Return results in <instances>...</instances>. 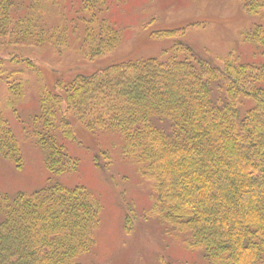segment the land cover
Listing matches in <instances>:
<instances>
[{
    "label": "trees",
    "instance_id": "16d2710c",
    "mask_svg": "<svg viewBox=\"0 0 264 264\" xmlns=\"http://www.w3.org/2000/svg\"><path fill=\"white\" fill-rule=\"evenodd\" d=\"M240 1L247 13L264 5ZM58 6V0H0V52L13 44L63 47L73 34L72 46L93 59L118 44V30L99 15L105 0H82L71 23ZM247 37L264 48L261 25ZM11 56L7 62L21 61ZM7 62L0 57V80L14 107L22 84L19 68ZM39 105L31 135L50 172L76 169L57 140L59 132L74 136L71 116L88 131L118 132L121 154L151 183L148 211L163 236L199 264H264V63H244L234 53L199 55L177 42L164 58L58 80L56 90L41 89ZM0 155L20 164L19 142L1 112ZM100 211L83 186L0 194V264H85L76 258L91 248ZM132 218L126 214L127 231Z\"/></svg>",
    "mask_w": 264,
    "mask_h": 264
},
{
    "label": "rangeland",
    "instance_id": "374dc122",
    "mask_svg": "<svg viewBox=\"0 0 264 264\" xmlns=\"http://www.w3.org/2000/svg\"><path fill=\"white\" fill-rule=\"evenodd\" d=\"M58 1L65 18L70 23L76 20L82 0ZM99 15L120 37L114 49L96 58L87 59L72 46L73 34L63 47L13 44L0 52L6 62L10 55L20 57V62L9 61L6 66L19 68L23 91V97L11 107L7 104L8 84L0 80V112L19 142L21 157L17 165L0 155V194L31 193L53 183L90 190L100 201L101 211L91 230V248L77 256L79 263L199 264V257L170 242L151 221V183L141 180L136 164L121 154L123 140L118 132L88 131L71 116L74 136L59 132L57 140L77 160V166L55 174L46 167L44 150L31 135L33 118L40 112L43 87L56 90L58 80L66 82L122 61L164 58L177 42L191 46L195 54L218 57L234 53L241 62L258 66L264 63V48L247 35L256 25L264 27V5L256 13H247L240 0H105ZM183 55L176 54L178 58ZM127 213L133 217L128 231Z\"/></svg>",
    "mask_w": 264,
    "mask_h": 264
}]
</instances>
